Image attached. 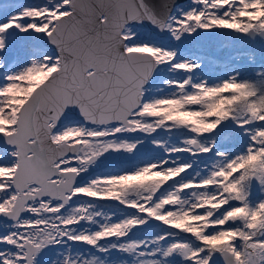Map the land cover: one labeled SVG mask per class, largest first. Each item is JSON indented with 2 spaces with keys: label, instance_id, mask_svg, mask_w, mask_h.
<instances>
[{
  "label": "snow or ice",
  "instance_id": "snow-or-ice-1",
  "mask_svg": "<svg viewBox=\"0 0 264 264\" xmlns=\"http://www.w3.org/2000/svg\"><path fill=\"white\" fill-rule=\"evenodd\" d=\"M0 264H264V0H0Z\"/></svg>",
  "mask_w": 264,
  "mask_h": 264
},
{
  "label": "trees",
  "instance_id": "trees-1",
  "mask_svg": "<svg viewBox=\"0 0 264 264\" xmlns=\"http://www.w3.org/2000/svg\"><path fill=\"white\" fill-rule=\"evenodd\" d=\"M188 2H189V0H187V1L183 2V3H180L178 5H185ZM221 31H223V30H221ZM226 48H231L232 49V43L229 42V41L223 42L222 44H219V43L213 44V43L209 42V43H205L204 45L194 46V49H197L198 53L204 54L207 57L213 59V64L211 65V67L212 66L218 67L219 70H220L219 74H221V73L223 74V72H224V64H223V59H217V57H220L219 56L220 52H217V50L222 51L223 49H226ZM256 49L258 51L259 47H257ZM244 67H247V66L245 65Z\"/></svg>",
  "mask_w": 264,
  "mask_h": 264
},
{
  "label": "rangeland",
  "instance_id": "rangeland-1",
  "mask_svg": "<svg viewBox=\"0 0 264 264\" xmlns=\"http://www.w3.org/2000/svg\"><path fill=\"white\" fill-rule=\"evenodd\" d=\"M18 2H20V3H31V2H35V0H18ZM227 41L231 42L226 36H221V37L216 38V39H214V40H212L210 42L213 43V44H217V43L222 44L223 42H227ZM206 43H209V42H206ZM196 46H199V45H196ZM255 47L257 48V47H259V45L257 44V45H255ZM194 51L197 52L198 50L197 49H194ZM231 51H233V49H231V48H226V49H223L222 51L217 50V52H220V54H219L220 57H222V56L224 57L227 53H229ZM224 63H225V61L223 60V64ZM210 71L215 72L217 74L220 73L219 68L218 67H214V66H212L210 68ZM164 136H165V138H167V134H164ZM150 155H154V153L153 154H150Z\"/></svg>",
  "mask_w": 264,
  "mask_h": 264
},
{
  "label": "water",
  "instance_id": "water-1",
  "mask_svg": "<svg viewBox=\"0 0 264 264\" xmlns=\"http://www.w3.org/2000/svg\"><path fill=\"white\" fill-rule=\"evenodd\" d=\"M186 0H168L169 3H174L176 5L182 3V2H185Z\"/></svg>",
  "mask_w": 264,
  "mask_h": 264
},
{
  "label": "flooded vegetation",
  "instance_id": "flooded-vegetation-1",
  "mask_svg": "<svg viewBox=\"0 0 264 264\" xmlns=\"http://www.w3.org/2000/svg\"><path fill=\"white\" fill-rule=\"evenodd\" d=\"M153 154V153H152Z\"/></svg>",
  "mask_w": 264,
  "mask_h": 264
}]
</instances>
